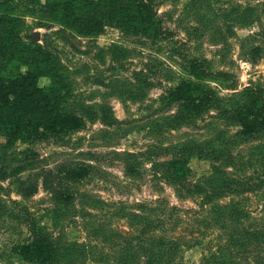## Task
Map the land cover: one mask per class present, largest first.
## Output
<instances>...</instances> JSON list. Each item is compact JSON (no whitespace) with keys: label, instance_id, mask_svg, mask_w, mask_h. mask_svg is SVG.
<instances>
[{"label":"rangeland","instance_id":"rangeland-1","mask_svg":"<svg viewBox=\"0 0 264 264\" xmlns=\"http://www.w3.org/2000/svg\"><path fill=\"white\" fill-rule=\"evenodd\" d=\"M144 1L160 18L159 36L107 20L101 33H83L42 2L0 5V67L15 77L19 46L50 55L40 86L59 90L62 111L85 121L46 141L0 133V264H32L11 249L36 235L47 238L56 264H129L120 261L128 245L149 250L152 239L176 244L173 264H212L239 231L260 239L246 251L230 247L234 260L264 264V133L239 141L238 105L230 104L264 94V0ZM194 62L208 72L200 80ZM183 82L210 97L201 113L168 100ZM81 165L91 169L81 181L56 179ZM25 180L37 183L36 195H21ZM219 207L226 214L218 219Z\"/></svg>","mask_w":264,"mask_h":264},{"label":"trees","instance_id":"trees-1","mask_svg":"<svg viewBox=\"0 0 264 264\" xmlns=\"http://www.w3.org/2000/svg\"><path fill=\"white\" fill-rule=\"evenodd\" d=\"M9 0H3L0 5H7ZM41 2L51 11L53 18L68 29L80 30L83 33L99 34L104 29V20L111 23L129 25L137 32L147 36H159L162 34L160 18L154 7L144 0H32ZM236 14L235 10L230 12ZM5 16H8L6 14ZM7 26V23H6ZM6 26H4L6 31ZM0 35L3 36V33ZM14 51L11 66L15 77L7 74V66L0 67V133L10 142L22 141H46L54 136L79 131L85 121L75 113H67L60 108V91L54 87L40 86V80L49 73L53 67L50 55L40 50H27L23 53ZM259 55L260 49H254ZM23 56V57H20ZM20 57V58H19ZM25 65L26 71H21L20 66ZM207 71L197 62L191 64V75L200 80L207 75ZM240 98L230 100V104H236L233 114L241 126L238 135L239 141L256 139L264 133V94L257 91L253 93L239 94ZM170 102L186 103L196 113L204 110V105L211 102L209 96H204L203 91L195 83L183 82L175 89L169 91ZM221 108V107H220ZM86 110L91 107L85 108ZM228 111H226L227 113ZM91 114V113H90ZM201 147V145H198ZM200 157L208 158L202 153ZM198 156V155H197ZM88 165L72 168L66 171V175H57L56 179L67 183H77L90 174ZM51 174V173H50ZM50 179L52 175H50ZM47 179L45 186L60 197L66 204L72 203L71 193L68 190L55 188L53 180ZM50 180V181H49ZM19 191L23 197H32L39 191L36 182L25 180L20 183ZM239 211V210H238ZM219 218L226 214L225 209H218ZM238 215L237 211L232 216ZM240 214V213H239ZM239 216V215H238ZM243 217V215L241 216ZM257 233L234 232L229 236L227 247H221L219 255L214 256L212 264H238L234 260L236 256L230 247H238L246 251L258 244ZM148 249L139 247L134 249L128 245L121 262L140 261L142 264H173L177 246L165 239L150 241ZM169 250H168V249ZM158 249V250H157ZM12 252L23 261L32 264H56V255L50 247L47 238L36 235L27 242H17L12 246ZM173 250V251H171ZM168 255L167 260L162 261L160 252ZM3 255V253H0Z\"/></svg>","mask_w":264,"mask_h":264}]
</instances>
